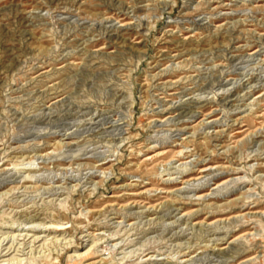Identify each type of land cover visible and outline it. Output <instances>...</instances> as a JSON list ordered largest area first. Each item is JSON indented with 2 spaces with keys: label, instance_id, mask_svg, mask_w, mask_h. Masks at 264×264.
<instances>
[{
  "label": "rangeland",
  "instance_id": "obj_1",
  "mask_svg": "<svg viewBox=\"0 0 264 264\" xmlns=\"http://www.w3.org/2000/svg\"><path fill=\"white\" fill-rule=\"evenodd\" d=\"M0 264H264V0H0Z\"/></svg>",
  "mask_w": 264,
  "mask_h": 264
},
{
  "label": "bare ground",
  "instance_id": "obj_2",
  "mask_svg": "<svg viewBox=\"0 0 264 264\" xmlns=\"http://www.w3.org/2000/svg\"><path fill=\"white\" fill-rule=\"evenodd\" d=\"M201 171H206V169H204V170H201Z\"/></svg>",
  "mask_w": 264,
  "mask_h": 264
}]
</instances>
